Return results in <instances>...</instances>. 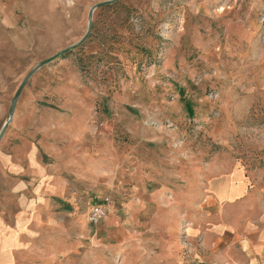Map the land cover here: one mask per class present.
Listing matches in <instances>:
<instances>
[{
	"label": "rangeland",
	"instance_id": "1",
	"mask_svg": "<svg viewBox=\"0 0 264 264\" xmlns=\"http://www.w3.org/2000/svg\"><path fill=\"white\" fill-rule=\"evenodd\" d=\"M42 63L17 106L73 116L78 199L37 264H264V0H0V134Z\"/></svg>",
	"mask_w": 264,
	"mask_h": 264
},
{
	"label": "crops",
	"instance_id": "2",
	"mask_svg": "<svg viewBox=\"0 0 264 264\" xmlns=\"http://www.w3.org/2000/svg\"><path fill=\"white\" fill-rule=\"evenodd\" d=\"M25 101L0 141V264H37L67 251L68 201L78 199L70 185L77 183L73 116L46 127L39 106Z\"/></svg>",
	"mask_w": 264,
	"mask_h": 264
},
{
	"label": "water",
	"instance_id": "3",
	"mask_svg": "<svg viewBox=\"0 0 264 264\" xmlns=\"http://www.w3.org/2000/svg\"><path fill=\"white\" fill-rule=\"evenodd\" d=\"M108 3H103V4H99V6H105L107 5ZM96 10V8H94L91 13H90V17H89V20H90V28L92 26V16L94 14V11ZM44 65V63L40 64L37 66V68L22 82V86L19 88V90L17 91L16 95L14 96L13 98V102L11 104V108H10V112H9V118H8V121L5 123L3 129H2V133L0 134V141L3 139L4 135L6 134V131L9 127V125L12 123L13 119H14V113H15V110H16V107H17V104L19 102V98L21 96V94L23 93V90L24 88L26 87V83L29 81V79L32 77L33 74H35L36 72H38V70L41 69V67Z\"/></svg>",
	"mask_w": 264,
	"mask_h": 264
},
{
	"label": "built area",
	"instance_id": "4",
	"mask_svg": "<svg viewBox=\"0 0 264 264\" xmlns=\"http://www.w3.org/2000/svg\"><path fill=\"white\" fill-rule=\"evenodd\" d=\"M111 207V200L105 199L102 204L92 209L89 215V222L94 226L100 225L104 218L108 215Z\"/></svg>",
	"mask_w": 264,
	"mask_h": 264
},
{
	"label": "bare ground",
	"instance_id": "5",
	"mask_svg": "<svg viewBox=\"0 0 264 264\" xmlns=\"http://www.w3.org/2000/svg\"><path fill=\"white\" fill-rule=\"evenodd\" d=\"M241 174H242V173H241ZM242 175H243V174H242ZM241 178H242V177H241ZM241 185H242V184H241ZM244 185H245V184H244ZM229 186H230V185H229ZM231 186H232V185H231ZM238 187H239V186H238ZM238 187H237V188H238ZM234 188H235V187H234ZM234 188H233V189H234ZM244 188H245V186H244ZM240 190H241V189H240ZM221 191H222V190H221ZM236 191H237V190H236ZM236 191H235V192H236ZM238 192H239V191H238ZM231 194H232V193H231ZM236 196L238 197V194H237ZM234 198H236V197H234ZM228 199H229V197H228ZM233 200H234V199H233Z\"/></svg>",
	"mask_w": 264,
	"mask_h": 264
},
{
	"label": "trees",
	"instance_id": "6",
	"mask_svg": "<svg viewBox=\"0 0 264 264\" xmlns=\"http://www.w3.org/2000/svg\"><path fill=\"white\" fill-rule=\"evenodd\" d=\"M65 56V55H64ZM189 109V108H188ZM190 110V109H189Z\"/></svg>",
	"mask_w": 264,
	"mask_h": 264
}]
</instances>
